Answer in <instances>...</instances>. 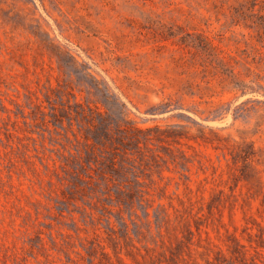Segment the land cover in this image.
<instances>
[{
	"label": "rangeland",
	"instance_id": "rangeland-1",
	"mask_svg": "<svg viewBox=\"0 0 264 264\" xmlns=\"http://www.w3.org/2000/svg\"><path fill=\"white\" fill-rule=\"evenodd\" d=\"M261 14L264 0H0V264H264ZM67 104L144 130L125 204L94 182L63 198L82 125L53 121Z\"/></svg>",
	"mask_w": 264,
	"mask_h": 264
},
{
	"label": "trees",
	"instance_id": "trees-1",
	"mask_svg": "<svg viewBox=\"0 0 264 264\" xmlns=\"http://www.w3.org/2000/svg\"><path fill=\"white\" fill-rule=\"evenodd\" d=\"M263 21L264 14L259 16ZM64 105V104H63ZM61 114L53 112V121L62 125L66 119L68 127L72 126V112L82 125L77 126L80 139L72 132L75 139L74 151H68L63 155L61 169L63 180L67 183L68 192L63 193V198L70 201L77 192H87L92 189V182L100 186L102 194L110 195L109 186L116 187V203L125 204L118 195L127 194L131 196L140 189L137 175L134 172V155L140 151L138 135L144 130L128 126H112L113 121L107 112H101L97 108L82 107L79 104H67L58 109ZM79 121V123H80ZM71 142V140H69ZM147 138L144 137L143 144L146 148ZM129 175L132 178H129ZM94 179V181H93Z\"/></svg>",
	"mask_w": 264,
	"mask_h": 264
}]
</instances>
